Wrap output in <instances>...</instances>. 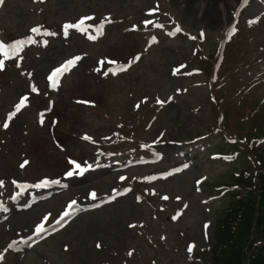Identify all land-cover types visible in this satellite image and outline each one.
I'll return each mask as SVG.
<instances>
[{"label":"rangeland","instance_id":"rangeland-1","mask_svg":"<svg viewBox=\"0 0 264 264\" xmlns=\"http://www.w3.org/2000/svg\"><path fill=\"white\" fill-rule=\"evenodd\" d=\"M152 1L52 0L51 4L47 7V16H44V18L51 23L58 24L62 20L72 21L82 13L91 12L97 15L112 13L119 20H123V23L111 28L108 34L111 40L106 39L98 46H87L86 48L87 51H93L96 56L108 55L114 58L121 55L117 57L121 58L130 51H137V48L135 47L136 35L130 34L120 38V30L125 29L132 23H138L139 19L142 18L140 15L141 10L149 7ZM159 1L162 2L163 0ZM181 1L168 0V7L180 16L184 27L194 32L198 22L191 23L192 20L184 16L185 4L181 3ZM238 1L235 0L234 6L238 4ZM200 4L203 7L205 0H200L195 7ZM224 6L229 16L227 22H229L233 7L226 3ZM222 8L223 6H219V9ZM203 10L204 7L202 8V12ZM202 12H195V14L200 15ZM40 19L41 17L30 13L28 0H8L0 16V23L9 33L18 35L23 34L29 25ZM206 32L212 38L219 31H211L213 32L211 33L206 30ZM254 36L256 38L253 45L264 46V22L255 31ZM180 45H184L183 40L173 43H163L160 48L152 50L145 58H142L133 73L119 77L115 84H110L108 87H103V84L98 82L96 77H94L95 80H90L89 91L83 92L84 94L80 98L92 97L91 99L100 105L96 111L73 106L70 96L64 100L61 98L59 100L61 103V109H59L60 115L57 114L59 124L55 127V136L63 140L62 145L67 144L70 147L68 151L61 153L54 148L45 130L37 129L34 123L31 126L30 122L33 114H26L24 116L25 120L20 121L18 128L14 132V141L10 146V152L7 155L0 153V178L18 177L21 175L25 179L34 181L43 176L56 177L66 168L64 157L81 160L90 156L93 148H89L87 145L79 142L77 139L78 135L88 133L95 138L106 136L113 129V123L119 121L120 117L126 116V119L129 118L132 102L141 96H146L153 91L160 90L164 82L166 83L169 67L178 62L180 58H183L185 54H188L189 50H183L179 56L175 55V50ZM240 45L243 48L247 46L243 43H240ZM47 57L42 61L47 63ZM79 80L80 83L75 87L69 84L70 90L79 91V94L74 92L77 96L81 95L79 85L81 84L84 88L88 84V80L86 81L83 72H81ZM261 92V89L256 91V95L254 96L256 100L261 98ZM131 93H134V95L129 98L128 95ZM17 95V89L14 87L5 89L3 96H0V118ZM94 96H97L96 99ZM198 105H202L203 108L199 110L197 116H191L189 111ZM206 105L207 101L203 91L197 90L192 92V94H188L187 97L179 101V106L170 109L166 117L154 124L153 129L148 133L149 139L153 138L160 129H165V139L171 138L177 141L190 139L203 133V129L211 126L212 123V119H210V115L206 110ZM104 114L111 116L110 122H102ZM130 121L127 120V122ZM23 124L28 125L26 128L28 134L25 139L22 136V129L20 128ZM80 144H83L84 147H80ZM24 151L27 153V158L30 159V164L23 171H19L15 166L19 161V155ZM58 162H60L61 166H59ZM195 167L180 176L174 177L175 179L172 178L164 184L158 185L161 191L171 196L183 195L190 199L188 208L182 214H177L176 223H171L173 225H170L169 229L165 231L166 239L162 241V244L170 252H163L162 254V245L156 240L163 231L159 230L154 235L147 237L137 228H126L127 223L142 221L145 218V214L139 207L134 205L132 199L126 198L108 209L81 216L74 221H77L76 223L73 222V225H69L61 233L37 247L35 251L28 254L22 261L10 258L8 264H198L185 260V255H183L185 242L194 241L197 247L203 246L200 226L205 221H211L212 223L215 214L212 212L211 214H206L204 207L193 200V195H191L193 194L192 182L201 174L210 175L212 170L219 171L223 170L224 167L206 165L204 170L200 168V172ZM212 179L217 180V178ZM87 185L95 187L101 192H106L109 189L106 183L100 182V177L95 176L88 181ZM71 195L73 193L61 195L51 201L40 204L31 211L32 214H23L19 217L16 215L8 221L7 229L14 232L30 227L42 212L57 211L61 208L64 200L68 199ZM214 206L215 204L213 203L207 207L214 208ZM111 219H113L112 223L117 222L118 219L119 223L123 221V229H120L119 235L113 234L112 239L101 243V246L110 244L111 251H97L93 243L94 241H102V233L106 229L107 222L104 220ZM99 220H102V222L95 228ZM113 229L116 231L115 228ZM151 230H155L153 225H150L148 229V231ZM212 230L213 228L210 227V236ZM4 235L0 234V247L5 242ZM209 244L210 246L212 245L211 240ZM175 250L176 252H174ZM127 251H131L132 255L129 256Z\"/></svg>","mask_w":264,"mask_h":264},{"label":"snow or ice","instance_id":"snow-or-ice-1","mask_svg":"<svg viewBox=\"0 0 264 264\" xmlns=\"http://www.w3.org/2000/svg\"><path fill=\"white\" fill-rule=\"evenodd\" d=\"M0 3H3V0H0ZM151 11V10H150ZM95 17L90 16V15H85L80 17L78 20H76L75 22H65L62 25V33L65 37L69 36V31L70 30H75L76 32H79L83 35H85L87 37L88 40H95L97 38V35L102 34V30L104 27L105 23H110L111 21L105 17L103 21H101L99 24L96 23H87L89 21H94ZM144 26L147 27L148 25L153 24V21L150 19H145L143 21ZM251 23V21L249 22ZM155 27H162V25H154ZM136 25L132 26V30H136ZM90 30H94L95 34H92V32ZM181 31V29L179 27H176V32ZM236 31V27L233 25L230 30L226 33V35L231 36L233 33H235ZM29 33L23 38H19V39H13L10 42H6L4 40H0V71H4L6 68V62L7 61H12L15 64L16 68L20 67V61L23 59V56L21 55L22 52H24L25 48L29 45H36V44H43V45H47L48 44V40L47 39H41V40H37L35 37H52V36H56L57 32L54 31H49L47 29H42L41 26L37 25V26H33L29 29ZM170 35H174L175 33H169ZM204 32L201 31L200 33V38L204 37ZM192 39H196V37H191ZM156 41V37L153 36L151 37L150 43H154ZM140 59V56L137 55L135 57L132 58V60L129 61L128 64H120L117 60L114 59H107L105 58V60L99 61L98 64L100 66L96 67L93 69V71L95 72H101V68L102 66L106 63L108 65H112L113 67H108L107 70L102 72V75H104L105 77H107L109 74L115 76L118 73L124 72L128 69V67H130V65L132 63H135L136 61H138ZM81 60V57L78 55H74L71 56L67 59H65L62 63H60L58 66L52 68L49 73L47 74L46 80L48 82V86L51 88H56L58 86V82L59 79L65 74V73H69L71 69H73L76 65L77 62ZM185 67L184 65H180V68ZM179 71V69H173V74H176ZM28 75H31V73H29ZM30 87V92L31 93H39V89L35 84H31L29 85ZM145 99H147L145 97ZM169 99H171V97H169ZM29 102V95L27 94H22L21 96H19L18 98V102H16L14 104V108L12 111H9L7 113L6 118H4L2 125L3 129H8L10 126V122L13 121V118L17 116L18 113L21 112L22 109L26 108ZM157 104H163L164 102L161 100H157L156 101ZM137 107H139V105H137ZM41 123H43V116L41 115ZM161 135H163V133H161ZM84 140H91V137L85 135L83 137ZM105 139H108L107 137H105ZM141 148H147L149 147V145L146 144H142L140 146ZM103 155L102 152H97V156H101ZM111 155V153L109 154ZM226 159H231V157H225ZM29 164L28 160H24L22 163H20L19 167L21 169H23L25 167V165ZM67 164L69 165V167L67 168V170L63 173V178L64 179H70L73 177H79V176H83L85 173H87L88 171L92 170L94 167L93 163H89L88 161H84L83 163L78 162L77 160H74L72 158H68L67 160ZM95 166H99L98 161L95 163ZM185 168L188 167L187 164L184 165ZM174 172H179L180 169H174ZM172 173H165L163 174L164 176L167 175H171ZM127 178L125 176H120L119 180L120 181H125ZM143 179L147 180V181H152L157 179V177L155 176H147L144 177ZM201 181H197V184H199ZM4 181L0 180V187L4 186ZM12 184H14L18 189H24L25 187H32V188H36V189H46L51 185H61L62 181L60 179H50V178H42L40 179L37 183L31 184V185H26V184H22L17 182L16 180H12L11 181ZM66 186V185H63ZM113 193L115 194L114 196L110 197V199H115L116 196H120L123 195L124 193H127L130 191L129 188H124L123 193H121L120 191H118L117 189H113L112 190ZM154 194V193H153ZM17 195H19V193H17ZM88 197L92 200L97 199V193L93 190L91 192L88 193ZM11 199H16V196H12ZM137 201L140 200V197H136ZM162 199H168L167 196L162 197ZM177 199H179V197H177ZM103 202V201H102ZM76 201L75 200H71L66 207V210L63 211L62 215L55 221H53V223L60 225L61 227H63V225L65 223H67L66 218L71 215V209H73L76 205ZM0 211H7V209L0 204ZM49 216L50 214H45L43 216V218L40 220V222L36 223L35 227H34V231L32 233L33 236H40L42 233H45L47 231L46 228V222L49 221ZM177 217L173 216L172 219L175 220ZM130 228L135 227V225L130 224L128 225ZM205 228L208 227L207 224L204 225ZM31 237H29L30 239ZM164 237H161V239H163ZM23 244L26 243V241L24 239H20L19 241L16 240H12L10 243L7 244L6 248L3 251H0V262L3 261L4 259V255L5 253L10 250V249H14L16 248L17 244ZM194 244L190 243L187 246V252L189 254H191L193 252L194 249ZM95 247L97 249L101 248V244L99 242L96 243ZM128 255L131 256L132 252L129 251Z\"/></svg>","mask_w":264,"mask_h":264},{"label":"bare ground","instance_id":"bare-ground-1","mask_svg":"<svg viewBox=\"0 0 264 264\" xmlns=\"http://www.w3.org/2000/svg\"><path fill=\"white\" fill-rule=\"evenodd\" d=\"M187 3V7L185 10V13L189 16V17H194L195 12L196 13H200L202 12V8L204 7V10L201 14V21L203 23L206 24V26L213 30L215 29L217 26H219L220 24V17L217 15V4L221 3V4H231L233 3L235 0H205V5L202 7V4L197 5L195 7L196 4H198V2L200 0H185ZM223 15H224V11H222ZM59 163V162H58ZM60 166V163H59Z\"/></svg>","mask_w":264,"mask_h":264},{"label":"trees","instance_id":"trees-1","mask_svg":"<svg viewBox=\"0 0 264 264\" xmlns=\"http://www.w3.org/2000/svg\"><path fill=\"white\" fill-rule=\"evenodd\" d=\"M239 208H240L239 212H241L240 218L242 219L241 226H243V225L249 226V231H250L251 223H249V218L247 217L246 214H251L252 216H254L255 214H253V213L255 211V208L252 206V204L245 205L244 207L240 206ZM234 215L237 216V214H234ZM261 222H262V217H258L256 219L257 225H260ZM238 254H239V252H237V255ZM240 257H241V254H240Z\"/></svg>","mask_w":264,"mask_h":264}]
</instances>
